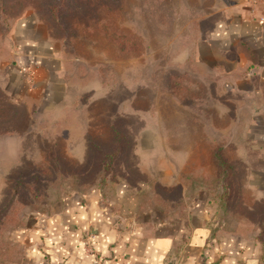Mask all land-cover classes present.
I'll use <instances>...</instances> for the list:
<instances>
[{"label":"rangeland","instance_id":"obj_1","mask_svg":"<svg viewBox=\"0 0 264 264\" xmlns=\"http://www.w3.org/2000/svg\"><path fill=\"white\" fill-rule=\"evenodd\" d=\"M230 3L0 0V264H19L12 235L29 216L117 181L144 184L149 201L171 208H185L199 190L220 202L223 182L206 140L218 147L224 136L196 132L193 149L192 133H176L174 126L177 116L190 123L193 110L205 115L210 108L204 88L192 79L191 56ZM52 4L59 11L51 21ZM24 52L36 64L42 60L37 76L20 67L17 55ZM212 88L217 107L238 103L224 95L223 84ZM162 123L169 128L160 132ZM113 126L126 136L116 156L121 149ZM257 134L264 135V128ZM181 136L188 146L176 149ZM162 137L170 149L160 147ZM235 150L225 153L233 159ZM260 150L264 154V146ZM163 157L184 159L188 178L178 180L174 166L161 179ZM236 166L225 181L231 190L221 220L228 233L256 241L264 260V174L253 172L262 169L256 162Z\"/></svg>","mask_w":264,"mask_h":264},{"label":"crops","instance_id":"obj_2","mask_svg":"<svg viewBox=\"0 0 264 264\" xmlns=\"http://www.w3.org/2000/svg\"><path fill=\"white\" fill-rule=\"evenodd\" d=\"M225 11L191 56L192 79L204 88L203 99L210 108L205 115L193 110V120L181 118L174 130L192 133L193 149L198 145L196 132L218 133L224 136L219 147L235 148L238 162L261 164L262 169L254 167L253 172L264 174L260 150L264 135L257 134L264 128V0H231ZM39 22L36 19L34 25ZM32 56L18 53L17 59L22 69L37 76L42 60L36 64ZM214 84H223L224 95L237 97L238 103L217 107ZM31 94L25 92V98ZM159 126L160 132L169 128ZM206 143L216 146L212 139ZM172 146L162 137V149ZM185 146L181 136L175 147ZM249 150L253 156L248 157ZM160 160L161 179H167L174 166L177 174L181 172L178 180L188 178L183 174L184 159ZM144 186L117 181L84 195H70L46 214L29 216L12 235L21 253L19 264H93L95 257L104 259V264H264L256 241L227 232L221 220L224 211L211 191L197 190V199L176 209L149 201ZM177 211L178 215L172 214Z\"/></svg>","mask_w":264,"mask_h":264},{"label":"trees","instance_id":"obj_3","mask_svg":"<svg viewBox=\"0 0 264 264\" xmlns=\"http://www.w3.org/2000/svg\"><path fill=\"white\" fill-rule=\"evenodd\" d=\"M57 5L56 4H52V5H49L48 6V10H49V19L52 21L53 18H55V15L53 14H56L55 12H58V8L56 7ZM53 12V13H52ZM61 15V12L58 13L57 15V18H59ZM65 15H63V18H64ZM56 19V18H55ZM53 26L56 27V29L58 30H62V26L60 24V22H53ZM201 86V85H200ZM202 87V86H201ZM192 105V104H191ZM179 121V116H177V122ZM177 124V123H176ZM175 128V126H174ZM112 134L114 135L115 134V138L114 140L116 141V143H118L117 147L119 149H121L120 151L117 149L116 151H114V154H112V156H116L117 154L121 153L124 149L122 148L123 146V143L122 141H125V137L123 134H121L119 132V129L116 127V126H113L112 129ZM212 155H213V159H214V162L216 163L217 165V168L220 172V175H221V182H223V193L221 195V200H220V206L222 207L223 211H228L229 209V206H227V203H226V200H225V196L230 194L229 191L231 190V184H227L225 181L226 179L230 176V173L232 174V178L234 177L236 171H237V160L232 157L233 159H231L230 157H228L226 155V151L224 150V148L222 147H214L212 148ZM214 163V164H215ZM229 204V203H228Z\"/></svg>","mask_w":264,"mask_h":264},{"label":"built area","instance_id":"obj_4","mask_svg":"<svg viewBox=\"0 0 264 264\" xmlns=\"http://www.w3.org/2000/svg\"><path fill=\"white\" fill-rule=\"evenodd\" d=\"M84 247L86 249H88V243L84 242ZM104 262H105V260L102 259L101 257H99V258L95 257L93 264H104Z\"/></svg>","mask_w":264,"mask_h":264}]
</instances>
